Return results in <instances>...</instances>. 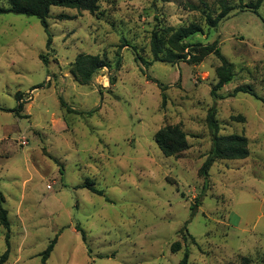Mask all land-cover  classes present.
I'll use <instances>...</instances> for the list:
<instances>
[{"label":"rangeland","instance_id":"obj_1","mask_svg":"<svg viewBox=\"0 0 264 264\" xmlns=\"http://www.w3.org/2000/svg\"><path fill=\"white\" fill-rule=\"evenodd\" d=\"M220 1L99 0L94 14L53 6L51 47L36 17L0 14L3 264H43L54 239L44 264H180L186 249L188 264H264V102L233 94L249 85L264 98V0L257 12L247 7L256 0H228L233 9L209 27L203 12L216 17ZM191 24L202 31L184 42H217L234 72L220 99L214 54L153 62L152 33ZM79 54L110 66L80 84L71 75ZM213 106L218 134L246 136L250 153L215 161L205 180ZM169 125L187 135L177 157L155 142Z\"/></svg>","mask_w":264,"mask_h":264},{"label":"trees","instance_id":"obj_2","mask_svg":"<svg viewBox=\"0 0 264 264\" xmlns=\"http://www.w3.org/2000/svg\"><path fill=\"white\" fill-rule=\"evenodd\" d=\"M9 3L8 8L0 7V14L2 13H14L26 16H33L40 20L45 32L48 35L47 47L52 45V35L49 31V25L47 19L50 17L51 7L57 6L61 8L77 9L78 11H88L92 14L99 11V0H7ZM263 0H256L255 3H250L247 7L251 8L254 12H257L260 8ZM221 12L213 17L210 10L204 11L206 16V23L209 27H216L225 17L228 16L233 7L228 5V0H221ZM202 27L196 24L189 26H182L179 28H166L161 30H155L151 36V52L153 54V62L166 61L168 63H177L180 61H189L196 64L201 62L209 54H214L220 59L221 65L217 68V83L212 87L211 95L214 99H220L218 90H220L225 84L230 82L234 77V72L229 66L225 57L221 54L220 48L217 42L212 44L203 45L201 43L188 44L184 40L190 36L201 32ZM168 35V37H166ZM125 46H128L127 44ZM189 48V51H186ZM145 64H151V62L144 61ZM108 61L99 56L92 54H79L74 63L72 64L71 75L80 84H89L94 75L101 69L109 67ZM162 88L163 104L166 101V94L164 93L166 87L160 85ZM247 93L250 94L262 102L264 98L259 97L249 85L239 86L234 89L233 94ZM18 106L15 110L20 112L23 110V103L21 98L17 96ZM62 104L66 105L63 101ZM217 110L213 106L209 109L207 115V123L212 134V147L211 150L200 168V175L205 180L209 175V169L212 164L217 160H241L249 156L248 139L242 134H230L219 135V123L216 119ZM155 142L161 152L167 157H177L189 148L187 141V135L178 125H169L163 127L155 135ZM86 186V185H85ZM87 187L97 194H102L95 188L87 185ZM2 197V196H1ZM2 199V198H1ZM199 200H197V203ZM0 224L7 231L6 239H9L10 223L7 218V211L2 208L0 203ZM56 239L52 240L46 250L42 253V263L49 258L51 252L54 249ZM9 246V241H8ZM172 252L181 250V243L176 242L171 247ZM9 249L1 256L0 264H3L7 259ZM189 252L186 249L184 256L180 264H188Z\"/></svg>","mask_w":264,"mask_h":264}]
</instances>
